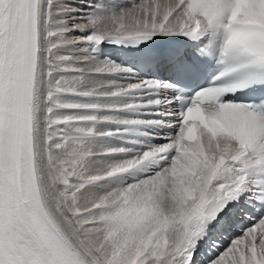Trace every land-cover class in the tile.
Instances as JSON below:
<instances>
[{"label":"snow or ice","instance_id":"obj_1","mask_svg":"<svg viewBox=\"0 0 264 264\" xmlns=\"http://www.w3.org/2000/svg\"><path fill=\"white\" fill-rule=\"evenodd\" d=\"M0 264H264V0H0Z\"/></svg>","mask_w":264,"mask_h":264}]
</instances>
